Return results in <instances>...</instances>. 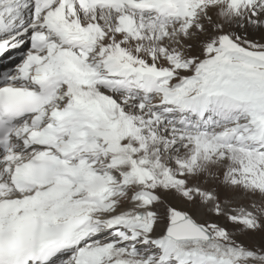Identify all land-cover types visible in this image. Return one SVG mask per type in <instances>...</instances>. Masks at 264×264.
Instances as JSON below:
<instances>
[{"label":"snow or ice","instance_id":"6c2138e0","mask_svg":"<svg viewBox=\"0 0 264 264\" xmlns=\"http://www.w3.org/2000/svg\"><path fill=\"white\" fill-rule=\"evenodd\" d=\"M26 43L0 264H264V0H0Z\"/></svg>","mask_w":264,"mask_h":264},{"label":"rangeland","instance_id":"374dc122","mask_svg":"<svg viewBox=\"0 0 264 264\" xmlns=\"http://www.w3.org/2000/svg\"><path fill=\"white\" fill-rule=\"evenodd\" d=\"M28 47H29V44L26 43L20 49L10 50L8 53L4 54L3 56H0V66L7 65V67H15L16 64L20 63L21 57L24 53H26ZM9 56L14 57V60L7 59L9 58ZM239 239L243 240L244 243L249 244V245L253 243L252 241L248 240L245 237H240ZM258 240L259 238L257 237V242Z\"/></svg>","mask_w":264,"mask_h":264},{"label":"bare ground","instance_id":"6f19581e","mask_svg":"<svg viewBox=\"0 0 264 264\" xmlns=\"http://www.w3.org/2000/svg\"><path fill=\"white\" fill-rule=\"evenodd\" d=\"M255 35V38H257V39H259L260 38V36H259V34H254ZM16 52V51H15ZM8 55V54H7ZM8 59V58H7ZM21 62V61H20ZM3 66V67H2ZM2 66H0V71H2V70H5L6 68H8L7 67V65H2Z\"/></svg>","mask_w":264,"mask_h":264}]
</instances>
